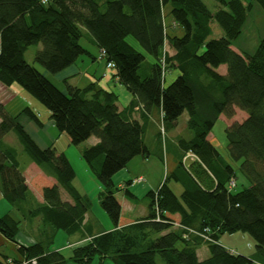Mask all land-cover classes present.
<instances>
[{"label": "trees", "instance_id": "16d2710c", "mask_svg": "<svg viewBox=\"0 0 264 264\" xmlns=\"http://www.w3.org/2000/svg\"><path fill=\"white\" fill-rule=\"evenodd\" d=\"M215 1L219 5L216 11L203 0H0V84L18 85L39 100L71 145L80 146L93 137L99 140L81 155L103 188L100 203L114 227L73 248L70 257L49 248L57 231L74 234L83 228L91 199L74 187L76 173L68 157L53 145L41 148L28 133L23 120L41 128L39 115L31 107L11 115L0 102L3 198L19 207L32 196L15 151L4 143L10 133L17 136L31 159L57 180L49 184L37 179L44 204L19 210L25 220L40 216L48 227L35 244H18L26 261L92 264L98 256L114 264H264V37L252 55L232 48L253 6L259 4L264 11V0L248 4L244 0ZM167 6L174 25L183 31L181 36L168 30ZM213 22L223 31L222 38H210ZM85 36L99 52L105 51L106 65H115L113 78L136 99L131 108L139 104L147 114H162L167 130L188 114L187 126L193 137L180 140V146L184 153H194L216 182L200 163L188 169L180 161L162 186L148 194L149 214L136 220L126 218L116 198L119 189L113 177L136 157L149 158L143 125L121 112L118 96L98 83L79 88L64 80L66 90H60L25 59L31 46L41 44L35 63L51 74L63 72L82 56L98 60L99 56L81 45ZM129 38L143 52L131 45ZM167 44L174 50L173 56L165 51ZM147 56L152 62L144 75L140 72ZM222 65L227 67L225 76L218 72ZM174 68L180 76L165 86L163 73ZM236 110L247 117L232 123L226 138L230 159L241 162L240 171L249 181L240 191L229 188L236 171L208 140L220 117L233 119ZM172 181L183 186L180 197L170 188ZM61 189L73 203L63 201ZM125 196L133 198L128 190ZM156 206L161 221L155 220ZM178 221L198 232L209 230L215 243L198 236L184 239L182 231L173 228ZM19 226L9 214L0 216V231L8 240L17 243ZM237 232L248 233L255 240L252 258L232 254L220 243L222 235ZM201 245L210 251L203 261L197 256ZM8 261V257L0 258V264H10ZM13 263L21 264L18 260Z\"/></svg>", "mask_w": 264, "mask_h": 264}, {"label": "rangeland", "instance_id": "374dc122", "mask_svg": "<svg viewBox=\"0 0 264 264\" xmlns=\"http://www.w3.org/2000/svg\"><path fill=\"white\" fill-rule=\"evenodd\" d=\"M204 3L208 6V8L212 11H215L218 6V3L215 0H203ZM251 0H244L247 4ZM181 28H176V32L181 31ZM217 31H221V28L218 26L217 23H214V34H217ZM176 34V33H173ZM179 34V33H178ZM264 37V11L263 9L259 6V4H255L251 10V12L248 15L247 21L244 25L243 32L238 38L237 41L233 43L234 48H239L243 50L244 52L248 54H254L260 41ZM129 43L133 45L137 50L142 51V49L139 47V45L136 43V41L132 38L128 39ZM81 45L88 49L92 55L94 56H99L100 52L99 49L94 46L91 42L90 39L85 36L81 40ZM42 49V45H35L31 46L28 51L26 52L25 59L26 61L33 65L38 71H40L42 74H45L60 90H66V85L63 80L59 78V74H51L47 70H45L42 66L39 64L35 63V55L36 53ZM152 62V57L147 56L146 61L143 63L141 74H143L145 71H147L149 65ZM76 65L82 69L86 70V74L88 76L94 77L97 80L100 79L102 76L103 72L105 71L106 67V60H94L90 56H82L76 63ZM86 76V78H90ZM87 80V79H86ZM13 92L16 95V98L14 99H9L8 101V110L16 115L18 114L23 108L25 107H31L32 105L38 106L42 108L44 111H47L48 109L36 98L31 96L29 93H27L22 87L18 85H14V90ZM46 116V115H45ZM43 117V120L46 121L48 120V117ZM246 113L240 111L237 112L236 121H243L245 119ZM232 122V119H231ZM229 127L226 118L223 116L220 118L217 123L215 124L212 132H211V142L217 146L220 154L222 157L227 160L235 169L237 177H236V182L237 186L235 188V191H240L243 188H246L249 186V181L245 178V176L241 173L240 171V164L241 162H236L230 159L229 154H228V149H227V138H226V129ZM53 132L51 133L54 140L51 141L48 144H52L54 148L57 150V152H67L68 157L74 167L75 173H76V179L74 181V186L81 192H86L91 199V208L89 211V214L92 216L94 219V227H91V232L92 234L95 232V230L101 229L102 227L107 228L109 225H113L111 218L107 214V212L102 208L101 203H100V193L102 190V186L97 179L96 175L94 174L93 170L89 167V165L86 163V161L82 158L80 149H82L83 145L80 146H75L70 144V140L66 134H60L58 130H52ZM187 133L183 136H186L187 134H192V131H190L188 128H186ZM13 137L12 140L10 141V144L15 151L17 157L21 161V163H26L28 162L31 157L23 150V146L19 143L17 136L12 133L11 134ZM96 138L93 137L92 141H94ZM171 157H172V151H169V156H167L165 150H163V158L162 160L160 158H152L150 164L151 168L148 169V167L145 168V172L148 170L153 173V170L155 174L157 175L161 171V176L163 179H165L167 174H171ZM141 162L140 158H137L136 162H133L130 165V169L133 171H141L142 166L136 163ZM153 163V164H152ZM154 165V166H153ZM154 167V169H153ZM126 169V168H125ZM122 169L119 171L117 174L120 176L123 172L126 170ZM46 171V170H45ZM117 174L115 175V179H117ZM124 179L121 180L123 182ZM135 182V180H134ZM171 188L176 194H179L182 191V186L180 184H175L174 182L171 183ZM67 195V194H65ZM125 195L120 191L117 192V196L119 199H122ZM68 197V196H67ZM31 200H28L26 203L21 204L19 207L17 206H12L9 202H7L1 193L0 190V216H5L9 214L11 217L14 219L18 220L20 222V231L17 236V241L19 243H22L23 241H31L34 239H29L27 235L30 237L31 231L28 230L27 226L28 222L27 219L25 220L23 218V213L20 210L21 207L25 208L26 210L32 209V208H37L38 203L36 200L31 196ZM19 205V204H18ZM138 209H141V203L138 204ZM124 211H127L126 207H124ZM137 212H135L133 215L128 214L127 212L124 213L126 214V218H131L135 216ZM133 219V218H132ZM30 221V220H28ZM32 222L35 223V227L44 230L45 229V224L42 220V218L39 216L35 219L31 220ZM33 235V234H32ZM31 235V236H32ZM71 236L66 234L65 231L59 230L58 233L56 234L54 240L49 243V248L51 250H61L65 254H69L73 248L76 247L74 245L73 247H69V242L71 241L70 238ZM43 237H40L39 241L42 240ZM221 244L228 250L234 251L235 253L239 255H243L245 257H249V255L252 258V256L256 252V243L253 237L248 234V233H243V232H237L234 234H224L220 238ZM24 255L20 252L18 248V243L13 242L5 238V236L2 234L0 231V258L8 257L9 258V263L12 264L14 260H18L21 262V264H24L26 262L25 259H23ZM23 259V260H22ZM35 259V258H34ZM34 259H30L27 261H31ZM36 260V259H35ZM37 261V260H36ZM14 264V263H13ZM92 264H114V262L111 259H105L103 261L100 260V258L97 256L93 260Z\"/></svg>", "mask_w": 264, "mask_h": 264}, {"label": "crops", "instance_id": "0c3cea01", "mask_svg": "<svg viewBox=\"0 0 264 264\" xmlns=\"http://www.w3.org/2000/svg\"><path fill=\"white\" fill-rule=\"evenodd\" d=\"M244 3L247 4L246 2H244ZM216 8H217L216 10H218L219 5ZM169 12H170V7L167 6L165 8V14L167 15L166 19H165V23L169 27L168 30L170 33H176L175 35L181 36L183 34V31L181 30L179 32L178 31L176 32V26L174 25L172 18L169 16ZM214 23L215 22H213L211 24L212 35L210 38L211 39L222 38L224 35L222 30L217 31L216 35L214 34ZM171 26H173V27H171ZM237 40H238V38H237ZM237 40H235V41H237ZM232 48L238 53H246L239 48H234L233 46H232ZM165 51L170 56H173L175 54L174 50L168 44L165 46ZM94 57H96V56L94 55ZM85 71L86 70L80 69L75 64V65L69 67L68 69L64 70L58 76L63 81L68 80V83L74 87L83 88V87L87 86L88 84L94 82V83H98L102 88L114 92L118 96V105H119L120 111L121 112L123 111L124 113H126L130 119L137 120L144 127V131H145L144 132V142L150 151L149 158L136 157L135 159H133L128 164V166L125 169L126 170L125 172H123L120 176L117 174V179H115L116 176L113 177V182L116 185V187L119 189L118 192L121 191L125 195L126 190H128L133 195V198H131V199L126 197V196L122 197V199H119L118 197H116L121 204L123 213L127 212V215L128 214L133 215L135 212H137L139 210V212L131 218H133L135 220L145 218L149 214L150 198H149L148 194L150 192L157 191L162 186V184L164 183V181L168 175L167 174L165 179H163L161 176L160 170L157 171V172H159L157 175L155 174L154 170H153V173H151L150 170L145 172L146 167H148V169L151 168L150 162H151L152 158L158 157L162 160L163 150H165L167 156H169V151L171 150L172 151L171 173L177 169L180 161H183V158L186 157V155H188L189 157L185 161V163H183V162L182 163L188 169H189L188 166H191L194 163H200L201 165H203L201 163V160L194 153H191V152L184 153V151L182 150V148L180 146V140H182V139L190 140L193 137V134H190V133L187 134L186 136H183L184 133L185 134L187 133L186 128H188V126H187L188 119H189L188 114L184 113L179 118L177 125L171 129L167 130L165 127V124L163 122L162 114L161 115H160V113L159 114L156 113L153 115L147 114L145 112V110L143 109V107L139 104H137L134 108H131L132 103L135 102L136 99L131 93H129V91L126 89L125 86H123L121 83H119L116 79L113 78L115 71H112L110 69L105 68V71L103 72V74L99 80H97L94 77L88 76V74H86ZM148 72L149 71L147 69V71H145L143 74L148 75ZM218 72L221 75L225 76L227 74V67L225 65H222L218 69ZM86 76H88L90 78H86L87 80L84 79ZM179 76H180V71L178 69L174 68V69L170 70L165 77L164 85L169 86ZM13 90H14V85L11 87H6V86L0 84V102L4 104L6 110L11 115H14V114H12L8 110L7 107H8V101H10L9 99L10 98L11 99L16 98V95L13 92ZM31 109L36 114L39 115V118L42 122V127L39 128L33 122H30L28 119H24L23 123L25 124L28 133L32 136V138L35 140V142L41 148H46L48 146L53 145V142L50 145L48 144V142L50 143V140L51 141L54 140L51 133L53 132L52 131L53 129L54 130L56 129L53 121L50 119V112L48 111V113H47V111H44L42 108L35 106V105L34 106L32 105ZM237 112H240V111L236 110V114H237ZM45 115L48 117V120H46V121L43 120V117ZM223 116L224 115H222L220 118H222ZM235 117H236V115H235ZM244 117L246 119L247 115ZM234 118L232 119V122H231V119L226 118L229 126L234 122H239V121H236V119L234 120ZM11 134L12 133H10L9 135H7L5 137L4 143H5V145L10 146L12 148L10 141L12 140L13 137H11L12 136ZM208 140L218 150L217 146H215L211 142V134L208 136ZM98 142H99V140L97 138L94 141H92V138H90L87 142L84 143L82 149H80V152L82 153L84 148L94 146ZM218 152H219V150H218ZM60 153H64L68 157L67 152H60ZM137 158L141 159V162L136 163V164H139L142 166L141 171H138V170L133 171L132 169H130V165L133 162H136ZM68 159H69V157H68ZM17 160L19 163V167L22 170V172L26 178V181H27V184L29 187V191H30L32 197L36 200V202L39 205H43L44 199H43L42 193L36 187V183H35L36 180L41 179L42 181H45L49 184H55V183H57V180L55 179L54 175H52L48 169L38 165L32 159H30L26 163L25 162L21 163V161L19 160L18 157H17ZM203 167L207 170V172L209 173L211 178L216 182L214 175L206 168L205 165H203ZM153 169H154V167H153ZM139 178H142L143 181L134 182V180L139 179ZM75 179H76V177H75ZM75 179H74V181H75ZM122 179H124L123 182H121ZM74 181H73V185H74ZM172 182H174L175 184H180V183H177L175 181H172ZM127 183H130V184H127ZM171 183L169 184L170 188H171ZM183 190H184V188L182 186V191L179 194H176L175 192L174 193L178 197H180L181 194L183 193ZM102 191H103V188H102L101 192ZM78 192L83 196L89 197L86 192H81L79 190H78ZM65 194H67V193L63 189H61V196H62L63 201L73 203L72 199L68 196V194L67 195H65ZM116 196H117V193H116ZM99 198H100V196H99ZM139 203H141V209H138ZM124 207H126L127 211H124ZM89 211L86 214L84 226L79 232H76L74 234L66 233V234L71 236L70 237L71 241L69 242V247H73L74 245H76V247L83 245V244L87 243V241L90 240L92 237L99 235L103 232L112 230L114 228L113 225H109V226H107V228L102 227L101 229L95 230V232L92 234L91 227H94L93 226L94 219L89 214ZM27 222H28V225H26V226H27L28 230L31 231V235L33 234L32 236L30 235V237L27 235V237L29 239L31 238L34 240L23 241L22 243H19L17 241V243L19 245H22V246H30V245L35 244L37 241H39L42 232H44L42 229L36 228L35 223L32 222L31 220L30 221L27 220ZM46 229H48L47 226L45 227V230ZM57 233H58V231L56 232V234ZM19 245H18V248H19ZM56 251H60L66 257H70L72 255V251L69 254H65L61 250H58V249ZM197 256H198L199 260H201V261L208 259L210 257L209 248L206 245L199 246L197 249ZM249 257H251V256L249 255ZM22 258L25 259V256H23ZM256 264H258V263H256Z\"/></svg>", "mask_w": 264, "mask_h": 264}, {"label": "built area", "instance_id": "2783aa9c", "mask_svg": "<svg viewBox=\"0 0 264 264\" xmlns=\"http://www.w3.org/2000/svg\"><path fill=\"white\" fill-rule=\"evenodd\" d=\"M105 56H106L105 51L104 50L101 51L100 54H99L98 60H104ZM106 67H107V69H110V70L115 69V65L113 63H111V62L107 63ZM166 74H167L166 72L163 73L164 76H166ZM188 157L189 156L186 155V157L183 158L182 162L185 163V161L188 159ZM141 181H143L142 178H139V179L135 180V182H141ZM228 186H229L230 189H234L236 187V180L235 179L230 180ZM155 210H156V219L155 220L156 221H161V211L159 210L158 206H156ZM173 228L176 229V230L182 231V236L186 240H188L192 236H198V237H200L201 239H203L206 242L215 243V240L211 237V234H210L209 230H204V232H198L196 230H193V229H190L188 227L183 226L180 223V221L174 222ZM230 252L232 254L235 253L234 251H230ZM24 264H37V261L34 259V260H31V261H26Z\"/></svg>", "mask_w": 264, "mask_h": 264}, {"label": "bare ground", "instance_id": "6f19581e", "mask_svg": "<svg viewBox=\"0 0 264 264\" xmlns=\"http://www.w3.org/2000/svg\"><path fill=\"white\" fill-rule=\"evenodd\" d=\"M192 153V152H191Z\"/></svg>", "mask_w": 264, "mask_h": 264}]
</instances>
